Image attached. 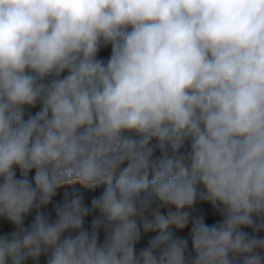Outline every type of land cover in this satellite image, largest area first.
Wrapping results in <instances>:
<instances>
[{"label": "clouds", "instance_id": "obj_1", "mask_svg": "<svg viewBox=\"0 0 264 264\" xmlns=\"http://www.w3.org/2000/svg\"><path fill=\"white\" fill-rule=\"evenodd\" d=\"M0 225V264H264V0H0Z\"/></svg>", "mask_w": 264, "mask_h": 264}, {"label": "trees", "instance_id": "obj_2", "mask_svg": "<svg viewBox=\"0 0 264 264\" xmlns=\"http://www.w3.org/2000/svg\"><path fill=\"white\" fill-rule=\"evenodd\" d=\"M109 52H110V49H109V50H102L101 55H102V56H107V55L109 54ZM33 111H34V110H33ZM25 119H27V114H26V116H25ZM17 175L19 176V172H18V171H17ZM32 176H34V173L31 174L30 178H31ZM75 188H76V189H80V186H79V185H76ZM64 191H70V192H71L72 189H62V190H60V192L58 193V196L55 198V200H54L53 203H56V202L61 201L62 196H63V192H64ZM81 191H83V190H81ZM99 191H102V189L98 190V192H97L96 194H99ZM84 198H85V202H86V203H89V202H90L91 195H90V194H85V197H84ZM203 207H205V209L207 210L209 206L204 205ZM50 210H52V209H51V206H49V209H47L46 211H50ZM208 214L210 215V212H209ZM34 215H35V212L33 213V216H34ZM53 215H54V213H53ZM30 219H31V218H30ZM91 219H92V217L90 216V217L88 218V222H87V224H86V227H90V221H91ZM208 222H209V223H212V222H214V221H212L211 219H209ZM0 230H2V231H10L11 229H10L7 225H0ZM189 231H190V229H189V230H186L185 232H177V235H178V236H183V237L188 238V239H189V247L191 248V241H190V237H189ZM152 235H154V233H150V234H148V235H145V236H144V239L142 240V242H141V244H140L139 246H141V247H142V246H146L148 239H149L150 236H152ZM262 235H264V234H262ZM101 239H102V236H101Z\"/></svg>", "mask_w": 264, "mask_h": 264}]
</instances>
